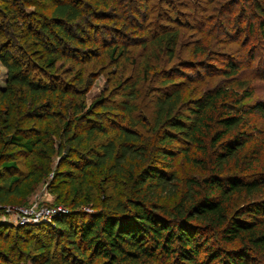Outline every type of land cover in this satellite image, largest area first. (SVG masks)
<instances>
[{"label": "trees", "instance_id": "16d2710c", "mask_svg": "<svg viewBox=\"0 0 264 264\" xmlns=\"http://www.w3.org/2000/svg\"><path fill=\"white\" fill-rule=\"evenodd\" d=\"M166 1L170 10L176 4ZM251 1L264 39V1ZM109 2L113 10L116 0H0L3 142L48 157L50 135L30 126L16 129L11 98L18 93L19 105H29L20 116L28 121L52 118L54 107L62 106L58 122L79 157L73 174L66 172L72 174L73 192L81 189L89 167L104 168L127 185L124 194L92 211L73 202L48 223L0 221V264L22 259L30 264H264V103L249 101L252 88L237 78L242 63L225 59L224 79L184 99L175 73L193 66L178 60L180 29L188 21L179 10L167 15L157 3L140 0L144 12L133 9L141 18L133 16L131 22L147 33L129 41L106 23ZM236 3L230 1L228 8ZM159 15L172 25L162 23L164 28L149 32L147 22ZM132 48L144 50L143 77L157 82L147 123L133 117L136 83L119 80L117 93L100 94L87 107L77 100L84 72L90 73L96 60L117 64ZM192 50L206 51L201 44ZM81 118L88 122L87 139L73 131ZM178 157L198 175L180 176ZM17 170L13 159H0L2 203L19 191ZM12 231L16 241H27L24 249L10 241ZM22 233L33 238L25 240Z\"/></svg>", "mask_w": 264, "mask_h": 264}, {"label": "rangeland", "instance_id": "374dc122", "mask_svg": "<svg viewBox=\"0 0 264 264\" xmlns=\"http://www.w3.org/2000/svg\"><path fill=\"white\" fill-rule=\"evenodd\" d=\"M151 1L157 3L163 11H167V15L174 13L172 12L173 9L179 10L178 16L188 21V24L180 29L182 33L178 45V60H189L192 64L187 65L193 66L179 68L181 72L175 73L177 83L183 87L184 99L198 95L204 89L212 87L224 79L222 66L225 59L231 57L242 63L237 78L244 80L252 88L253 95L249 101L264 103V39L257 28L258 19L255 10L250 6L251 0H234L237 3L236 5L233 4L232 8H228L232 0H194V4L191 6L187 4L186 0H173L176 4L172 5L171 10L166 0ZM137 2H139L138 5L135 4L136 0H116L113 10L111 8L112 2L108 3L109 6L106 10L108 17H111L109 20H105L106 23L113 24L115 33H119L123 39L128 38L129 41H136L139 35L147 33V31L143 32L141 29L135 28L134 22H131L133 16L141 18L137 13L133 15V9H137L140 14L144 12V7L139 6L141 5L140 0ZM121 6L124 10L121 9ZM25 8L32 9L28 6ZM115 17H126L128 20L125 24V21ZM162 23H165V27L172 25V21H168L167 18L164 19L159 15L147 22L146 28H149L148 31L152 33L160 27L164 28L160 26L163 25ZM250 24L253 25L252 29ZM200 44L203 45V48L205 47L206 51L202 54H193V47ZM145 56L144 50L132 48L124 53L123 58L117 64L105 60L103 57L96 60L95 66L91 68L92 71L88 70L90 73L84 72L83 81L79 86L83 94L77 96V100L83 101L87 107L100 94L108 98V94L117 93L115 84L119 80L136 83L138 98L135 102L136 108L133 111V117L135 120L147 123L152 108V93L157 82L143 77L142 69L144 68L143 62L146 60ZM161 59L164 58H160L159 62L163 61ZM147 60L152 65L154 60L151 58ZM5 80L6 69L0 66V88L5 86ZM17 95L18 93L11 98L18 117V120L16 119L13 124L14 127L18 130H25L30 126L47 131L50 135L49 145L52 151L48 157L40 158L25 150L16 149L7 141L3 142L6 136L0 123V149H2L0 159H13L18 167L17 174L21 177L17 195L10 197L6 203L0 202V221L19 226L48 223V221L42 220L36 223L20 224L17 222L19 219L17 212L21 207H35L37 209L48 207L60 208L61 210L57 212L59 213L68 209V206L73 202L80 203L78 208L92 211L99 207L103 201L108 203L110 199L114 200L125 193L127 187L125 181L114 176H107L105 169L101 167L87 168V175L84 180L80 181L81 189L78 193H74L75 183L70 181L69 176L78 167L76 163L79 161V157L75 154L74 146L58 122V116L64 111V108L55 106V115L52 118L36 122L28 121L20 118V116L22 117V113L29 105L25 104L21 107ZM35 102L36 100L30 99V103ZM5 107L6 105L0 102V112ZM87 123L86 118L76 120L73 131L86 137ZM260 123L264 124V120H261ZM137 127L141 129L140 126L137 125ZM103 128L109 129L106 125ZM113 131L110 132L113 133ZM144 135L147 134L144 133ZM100 138H103L102 134H100ZM7 153H10V156ZM68 170L72 174L66 173ZM176 170L180 176L186 173L198 175L181 157L177 158ZM77 179L79 180L80 177L77 176ZM261 195L264 196V191ZM33 233L40 234L39 232ZM14 235L13 231L8 235L10 241L15 240ZM20 236L28 241L33 238V235L29 236V233H22ZM15 242L17 247L21 249H24L23 246L27 243L23 240H15ZM19 242H21L20 245ZM19 263L27 264L29 262L22 259Z\"/></svg>", "mask_w": 264, "mask_h": 264}, {"label": "built area", "instance_id": "2783aa9c", "mask_svg": "<svg viewBox=\"0 0 264 264\" xmlns=\"http://www.w3.org/2000/svg\"><path fill=\"white\" fill-rule=\"evenodd\" d=\"M60 208H48L43 207L37 209L35 207H21L18 210L19 219L17 220L18 223L23 224L26 222H39L42 220L50 222L52 217L59 211Z\"/></svg>", "mask_w": 264, "mask_h": 264}]
</instances>
